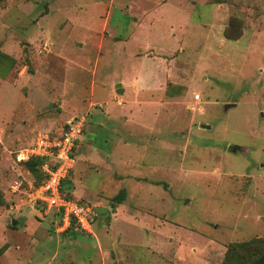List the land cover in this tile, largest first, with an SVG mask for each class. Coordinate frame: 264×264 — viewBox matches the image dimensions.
<instances>
[{
  "label": "rangeland",
  "instance_id": "1",
  "mask_svg": "<svg viewBox=\"0 0 264 264\" xmlns=\"http://www.w3.org/2000/svg\"><path fill=\"white\" fill-rule=\"evenodd\" d=\"M80 116L62 192L97 214L57 233L22 158ZM262 256L264 0H0V264Z\"/></svg>",
  "mask_w": 264,
  "mask_h": 264
},
{
  "label": "built area",
  "instance_id": "2",
  "mask_svg": "<svg viewBox=\"0 0 264 264\" xmlns=\"http://www.w3.org/2000/svg\"><path fill=\"white\" fill-rule=\"evenodd\" d=\"M83 125L82 116L72 117L55 131H37L22 158L24 161L35 158L41 162L39 171L43 179L38 185L29 186L27 202L31 207L42 208L44 214L51 211L57 216V233L67 230L90 232V225L97 214L93 204L76 201L62 192L65 182L69 181Z\"/></svg>",
  "mask_w": 264,
  "mask_h": 264
},
{
  "label": "trees",
  "instance_id": "3",
  "mask_svg": "<svg viewBox=\"0 0 264 264\" xmlns=\"http://www.w3.org/2000/svg\"><path fill=\"white\" fill-rule=\"evenodd\" d=\"M40 160L35 159V158H29L26 161H24V166L27 170L28 173H30L37 181L35 182V186L38 185L42 179L43 175L39 171V165H40ZM70 183L67 180L65 182V185L68 186ZM69 187V186H68ZM66 196L70 197L69 195L66 194ZM123 200V194H120L119 196L115 197L112 199L113 203L111 207H114V204H119ZM57 217V216H56ZM243 246H249L247 244H244ZM264 263V256L260 257L257 261V264H263Z\"/></svg>",
  "mask_w": 264,
  "mask_h": 264
},
{
  "label": "water",
  "instance_id": "4",
  "mask_svg": "<svg viewBox=\"0 0 264 264\" xmlns=\"http://www.w3.org/2000/svg\"><path fill=\"white\" fill-rule=\"evenodd\" d=\"M119 85H120V84H116V88L118 89V90H117L118 93L121 92V88H119ZM231 106H233V104H224V105H223V108H226V109H227V108H229V107H231ZM204 128H208V127L204 126ZM12 223H14V222H12Z\"/></svg>",
  "mask_w": 264,
  "mask_h": 264
},
{
  "label": "crops",
  "instance_id": "5",
  "mask_svg": "<svg viewBox=\"0 0 264 264\" xmlns=\"http://www.w3.org/2000/svg\"><path fill=\"white\" fill-rule=\"evenodd\" d=\"M159 229H160V228H159ZM159 229H156V232L159 231ZM159 232H161V230H160ZM165 236H167V235L162 234V238L165 237ZM166 241L168 242V240H166ZM168 243H169V242H168Z\"/></svg>",
  "mask_w": 264,
  "mask_h": 264
}]
</instances>
